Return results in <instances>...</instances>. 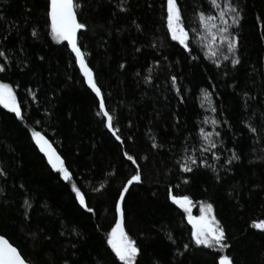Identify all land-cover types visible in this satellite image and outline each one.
I'll return each instance as SVG.
<instances>
[{
	"label": "trees",
	"instance_id": "16d2710c",
	"mask_svg": "<svg viewBox=\"0 0 264 264\" xmlns=\"http://www.w3.org/2000/svg\"><path fill=\"white\" fill-rule=\"evenodd\" d=\"M120 2L75 0L88 25L79 45L123 138L117 140L69 45L52 34L49 0H0V63L7 68L0 80L13 85L23 116L0 104V234L33 264H124L107 236L117 193L139 170L142 179L126 193L125 225L141 249L137 264H219L223 254L233 264H264V229L252 223L264 220V162L253 159L264 156V0H233L241 9L237 65L230 59L216 65L191 31V53L173 40L167 0H124L123 10ZM177 2L190 30L203 27L199 12L216 14L211 0ZM148 75L153 79L146 82ZM201 128L219 133L211 151ZM33 129L64 158L69 180L51 166ZM233 150L241 160L228 172L223 162ZM191 156L197 164L185 172L180 165ZM73 183L91 213L79 204ZM172 194L212 203L228 247L197 245L188 213Z\"/></svg>",
	"mask_w": 264,
	"mask_h": 264
},
{
	"label": "snow or ice",
	"instance_id": "6c2138e0",
	"mask_svg": "<svg viewBox=\"0 0 264 264\" xmlns=\"http://www.w3.org/2000/svg\"><path fill=\"white\" fill-rule=\"evenodd\" d=\"M211 5L216 9V14L206 15L203 11L198 13L200 23L208 32L207 36H204L203 33L199 34L201 43L207 41L205 55L211 57L216 65H220L222 60H228V54H231V63L237 65L239 63L238 49L240 39L238 30L241 21V9L239 4L234 3L233 0H211ZM117 7H120L122 10L125 9L126 4L124 0H121V2L117 4ZM49 8L48 15L51 17L53 36L58 41L69 42L84 72V76L87 78V84L97 96H100L99 107L103 110L101 115L106 118L107 128L116 134L117 140H122L123 138L118 134V130L114 125V117L108 111L105 100L101 95V87L95 77L94 70L86 63L85 53L78 44V30L87 29L88 25L80 22L77 18V5L74 3V0H50ZM2 18L3 14L0 13V19ZM167 27L171 32L172 39L179 41V43L191 53L192 49L190 47L189 33L194 30L185 28L181 7L177 0H167ZM137 28H140V25H137ZM31 31L33 36H38L37 28L33 27ZM4 55L5 53L0 50V56ZM41 60H43V57H41ZM25 63H27V61H25ZM158 63L159 61H153V64ZM120 67L124 68L125 62L122 61ZM5 71H7L6 66L0 63V72ZM225 75H227V73H225ZM152 79L153 77L151 75L145 78L146 82ZM170 79L172 84L176 85L177 91H180V86L177 83L178 76L172 75ZM33 95H35V93ZM244 95L248 96L249 93L245 92ZM204 96L207 99L210 93L205 91ZM0 104L5 108L11 109L12 112L23 119L21 107L17 102L16 91L13 85L2 80H0ZM209 106L211 107L210 100ZM212 110L215 111V108H212ZM175 118L179 120V116ZM212 123L219 124L220 121L213 119ZM249 128L253 133L257 132V128L251 125H249ZM200 132L202 133L204 142L208 145V150L211 151L214 149L216 147L215 137L218 136L219 133L206 131L203 128L200 129ZM32 136L36 144L39 145L40 150L46 154L51 166L63 175L64 180H69L71 178V173L68 167L65 166L64 158L53 148L51 141L43 133L35 129L32 131ZM152 145L153 147L158 146L154 137L152 139ZM160 146L162 147V145ZM124 156H127L130 160L134 159L129 156L127 151L124 152ZM212 156L216 159L220 158L215 151L212 152ZM186 159H188L189 163L181 164L180 167L183 168L185 172H190L191 168L189 164L196 165L197 159L195 156L186 157ZM253 159H259L264 162V156H253ZM238 160H241V156L233 150L232 154L223 162L224 166H226V171H233L231 165L233 161ZM199 163L205 167L209 166L208 162L203 159H201ZM212 167L215 168V165H212ZM0 173H4L3 168H0ZM141 179V171L136 170L134 174L122 184L114 201V210L117 215L115 218V225L111 228L107 236V243L111 246L119 260L123 261L124 264H137V255L141 251L136 241L129 236L125 228L127 216L126 193L130 191V186L133 185V182L140 181ZM185 179H187V177ZM215 179L220 180L221 177L217 175ZM72 188L75 190L79 204L91 213L93 209L86 203L85 194L75 183L72 184ZM170 199L174 201L175 204L179 205L180 208L188 212V219L193 225L192 236L197 245H207L210 248L220 249L228 247L226 243V229L221 221L216 218L212 203L202 204L200 208L201 215L194 217L191 215V198L188 195H170ZM25 215L27 214L25 213ZM252 223L255 227L264 229V220L252 221ZM169 239H171V237H169ZM72 247L75 248V245H72ZM188 247L189 245H184V248ZM73 255H75V253H73ZM0 264H29L21 255L20 251L14 247L13 244L9 243L3 235H0ZM63 264H69V260H64ZM219 264H233V258L226 254L219 255Z\"/></svg>",
	"mask_w": 264,
	"mask_h": 264
},
{
	"label": "rangeland",
	"instance_id": "374dc122",
	"mask_svg": "<svg viewBox=\"0 0 264 264\" xmlns=\"http://www.w3.org/2000/svg\"><path fill=\"white\" fill-rule=\"evenodd\" d=\"M192 30H194V31H191V36H192V39H193L194 43L199 47L201 52L205 55V51H206V47H207V41L201 43L199 34L203 33L204 36H207L208 35L207 30L204 27H202L201 29H192ZM228 55H229V59L231 60V54H228ZM207 57L209 59H211L212 61H214L211 57H209V56H207ZM222 61H225V60H222ZM17 102H18V100H17ZM9 110H11V109H9ZM202 204H204V203H202V202L195 203V202H193L191 200V209H190V211H191V215L192 216L195 217V216L201 215L200 208H201ZM196 208H197V210H196ZM223 255H225V254H223Z\"/></svg>",
	"mask_w": 264,
	"mask_h": 264
},
{
	"label": "water",
	"instance_id": "95a60500",
	"mask_svg": "<svg viewBox=\"0 0 264 264\" xmlns=\"http://www.w3.org/2000/svg\"><path fill=\"white\" fill-rule=\"evenodd\" d=\"M74 3H75V0H74ZM49 4H50V0H49ZM49 10H50V8H49ZM77 11V10H76ZM49 18H50V22H51V17L49 16ZM77 18L79 19V17H78V14H77ZM80 20V19H79ZM81 22V21H80ZM84 30V29H83ZM83 30H78V33H77V36H78V44H79V36H80V33L83 31ZM67 42V44L69 45V48H70V50L72 51V49H71V46H70V44H69V42L68 41H66ZM80 46V45H79ZM81 47V46H80ZM82 49V48H81ZM83 51V50H82ZM72 53L74 54V56H75V53L72 51ZM76 58V57H75ZM85 61H86V59H85ZM76 62H77V65H78V67H79V69H80V71H81V73H82V75H83V77H84V79H85V82H86V84H87V78L84 76V72H83V70L81 69V67H80V64H79V62H78V60L76 59ZM86 63H87V61H86ZM88 64V63H87ZM89 66V65H88ZM90 67V66H89ZM87 86L90 88V86L87 84ZM91 89V88H90ZM95 93V92H94ZM96 94V93H95ZM97 95V94H96ZM101 95L103 96V93H102V91H101ZM98 97V99L100 100V96H97ZM103 98H104V96H103ZM105 100V99H104ZM100 108V107H99ZM101 110V112L103 111L102 109H100ZM105 120H106V118H105ZM107 127V126H106ZM108 129V128H107ZM115 137H116V134H114L110 129H108ZM0 235H2V234H0ZM4 236V235H3ZM8 241H9V243H11V244H13L6 236H4ZM13 246L14 247H16L17 248V246H15L14 244H13ZM18 249V248H17ZM19 250V249H18ZM21 253V252H20ZM22 255V254H21ZM23 256V255H22ZM24 257V256H23ZM24 259L26 260V261H28L29 262V264H33L32 262H30L29 260H27L25 257H24Z\"/></svg>",
	"mask_w": 264,
	"mask_h": 264
}]
</instances>
